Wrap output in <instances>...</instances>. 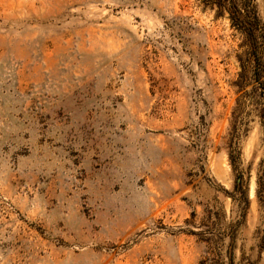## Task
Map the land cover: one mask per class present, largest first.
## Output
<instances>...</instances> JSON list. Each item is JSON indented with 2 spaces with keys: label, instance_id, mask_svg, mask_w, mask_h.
<instances>
[{
  "label": "rangeland",
  "instance_id": "1",
  "mask_svg": "<svg viewBox=\"0 0 264 264\" xmlns=\"http://www.w3.org/2000/svg\"><path fill=\"white\" fill-rule=\"evenodd\" d=\"M246 1L0 0V264H264Z\"/></svg>",
  "mask_w": 264,
  "mask_h": 264
},
{
  "label": "trees",
  "instance_id": "2",
  "mask_svg": "<svg viewBox=\"0 0 264 264\" xmlns=\"http://www.w3.org/2000/svg\"><path fill=\"white\" fill-rule=\"evenodd\" d=\"M224 3H230L229 14L232 26L236 27L238 30L243 31L247 34L248 38H253L254 36V26L252 17V7L250 2L246 0L242 3V8L234 2V0H224Z\"/></svg>",
  "mask_w": 264,
  "mask_h": 264
}]
</instances>
